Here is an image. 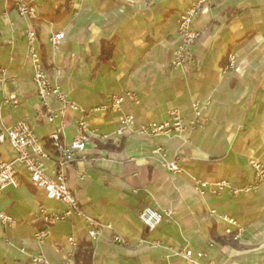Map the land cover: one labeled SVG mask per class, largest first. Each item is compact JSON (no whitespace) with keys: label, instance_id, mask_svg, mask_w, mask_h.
<instances>
[{"label":"crops","instance_id":"obj_1","mask_svg":"<svg viewBox=\"0 0 264 264\" xmlns=\"http://www.w3.org/2000/svg\"><path fill=\"white\" fill-rule=\"evenodd\" d=\"M188 1H40L39 18L30 20L17 14L12 0H0L4 128L25 120L43 143L54 125H64L66 141L76 132L78 115L71 111L53 125L35 119L43 108L32 83L24 35L30 28L38 36L52 84L76 104L98 107L108 102L110 94L123 92H133L138 98V103L125 101L118 113L93 112L89 126L98 135L111 136L121 114L131 115L134 124L118 142L91 139L66 172L67 184L85 212L112 223L115 232L130 242L127 247L106 239L93 242V264H186L164 249L137 245L140 239L162 240L174 249L204 250L203 262L264 264V185L238 197L228 192L200 196L193 182V178L224 179L240 185L252 179L250 158L264 167V0H214L193 22L201 35L193 45L192 61L173 69L177 20ZM59 31L64 39L54 49L48 38ZM110 40L114 52L104 60L100 44ZM231 51L237 54V68L224 75L226 54ZM9 96H15L19 105L3 103ZM192 102L207 103L201 127L193 132L174 138L138 132L143 124L166 120L172 109L189 121ZM49 105L57 107L53 100ZM156 146L163 147L169 158L179 156L184 169L181 176L172 177L163 170L152 155ZM12 156L7 142L1 143L0 158ZM46 166L53 174L52 159ZM40 205L51 211L62 208L45 199L24 173L18 187L0 194V211L19 220L12 228L0 226V264H33L29 254H42L48 264H60L68 251V236L88 241L75 220H66L51 228L48 240L38 243L33 234L42 224L30 220ZM146 207L172 210L173 215L148 231L138 220L139 211ZM210 210L235 218L243 227L241 236L225 235L224 225L209 215Z\"/></svg>","mask_w":264,"mask_h":264},{"label":"built area","instance_id":"obj_2","mask_svg":"<svg viewBox=\"0 0 264 264\" xmlns=\"http://www.w3.org/2000/svg\"><path fill=\"white\" fill-rule=\"evenodd\" d=\"M40 1L49 2L50 0H12V4L18 15L35 20L39 18L38 2ZM213 1L189 0L185 10L179 14L176 30L178 45L174 48L170 61V66L173 69L182 68L185 64L192 61L193 45L201 35L193 27V22ZM24 35L32 71V83L43 108V111L38 112L35 119H42L53 125L57 120L61 121L67 111H71L78 115L75 121L76 132L70 141H66L62 136L64 125L62 123L54 125L48 135L47 142L43 143L37 137L29 122L20 120L12 126L4 128L0 117V144L7 142L13 152V156L9 159L0 158V194L8 187H18L19 176L24 173L27 182L39 191L45 199L61 205L62 208L56 211L47 210L43 205H40L30 220L32 223L40 222L42 224V227L33 234L34 240L38 243H43L51 237V228L56 224L66 220H75L80 225V228L85 230L89 242L93 243L106 239L112 244L127 247L130 242L115 232L112 223L100 218H93L85 212L67 184L66 172L76 156L85 150L91 139L98 138L100 141L111 139L113 142H118L124 135L125 130L134 124V119L131 115L121 114L118 119V126L111 136L98 135L89 126V117L93 112L100 110L102 115H104L105 111L118 113L125 101L138 103V98L133 92H123L110 94L108 102L98 107L86 109L76 104L64 90L58 85L52 84L43 63L35 30L27 29ZM63 39L64 34L59 31L52 33L48 38V42L52 48L56 49ZM236 68L237 54L233 51L228 52L222 73L226 75L230 71L236 70ZM51 100L57 103L55 109L50 108L49 103ZM3 103L11 104L15 107L19 105V100L15 96H9ZM206 107L207 103L192 102V117L187 122L182 118L179 110L172 109L168 111L166 120L158 123L143 124L139 126L138 132L149 137L162 136L165 138L189 134L201 127L202 112ZM152 155L158 159L163 170L172 177L181 176L184 173L178 155L169 158L167 151L161 146L154 147ZM51 159L54 167L53 174L48 173L46 166V161ZM248 164L253 169V176L247 183L232 185L224 179L208 181L193 178L194 190L200 196H220L224 192H228L233 197L249 195L264 185V167L258 159L254 158H250ZM172 215V210L158 212L146 207L139 211L138 220L144 229L153 231L164 217H171ZM209 215L218 223L224 225L223 233L225 235L233 236L234 239L241 236L243 227L235 218L219 214L215 210H210ZM18 223L19 220L0 211V226L2 228H12ZM4 242L7 244L8 240L4 238ZM66 243L68 251L60 264H74V254L77 248V241L74 235L68 236ZM137 245H142L152 250L164 249L170 255L182 258L186 264H215L211 260L203 262L206 257L204 250L174 249L162 240L140 239ZM20 251L25 252L24 248H21ZM28 257L33 264H48L42 254H29Z\"/></svg>","mask_w":264,"mask_h":264},{"label":"trees","instance_id":"obj_3","mask_svg":"<svg viewBox=\"0 0 264 264\" xmlns=\"http://www.w3.org/2000/svg\"><path fill=\"white\" fill-rule=\"evenodd\" d=\"M114 52V42L113 41H102L100 44V57L104 60H109ZM44 63V62H43ZM47 146V144H46ZM143 209V208H141ZM213 235V232H211ZM217 240L223 241L221 238H216ZM233 240L230 237V241ZM94 245L92 242L86 240H80L77 242V248L74 254V264H93Z\"/></svg>","mask_w":264,"mask_h":264}]
</instances>
